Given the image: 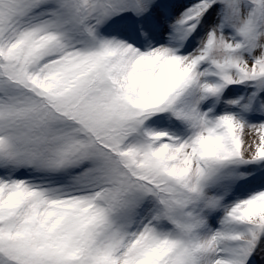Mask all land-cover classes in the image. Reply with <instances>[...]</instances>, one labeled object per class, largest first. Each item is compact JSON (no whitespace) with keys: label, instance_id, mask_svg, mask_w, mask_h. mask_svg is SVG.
Wrapping results in <instances>:
<instances>
[{"label":"snow or ice","instance_id":"1","mask_svg":"<svg viewBox=\"0 0 264 264\" xmlns=\"http://www.w3.org/2000/svg\"><path fill=\"white\" fill-rule=\"evenodd\" d=\"M0 264H264V0H0Z\"/></svg>","mask_w":264,"mask_h":264}]
</instances>
